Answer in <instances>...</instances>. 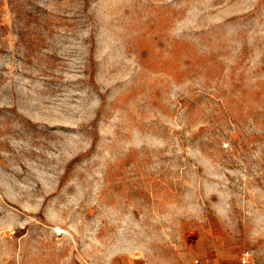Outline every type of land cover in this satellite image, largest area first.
I'll list each match as a JSON object with an SVG mask.
<instances>
[{"label": "rangeland", "instance_id": "1", "mask_svg": "<svg viewBox=\"0 0 264 264\" xmlns=\"http://www.w3.org/2000/svg\"><path fill=\"white\" fill-rule=\"evenodd\" d=\"M211 248L264 264V0H0V264Z\"/></svg>", "mask_w": 264, "mask_h": 264}, {"label": "crops", "instance_id": "2", "mask_svg": "<svg viewBox=\"0 0 264 264\" xmlns=\"http://www.w3.org/2000/svg\"><path fill=\"white\" fill-rule=\"evenodd\" d=\"M200 264H239V262L238 257H228L226 259L223 254H219L218 251L211 248L210 250H206V253H202Z\"/></svg>", "mask_w": 264, "mask_h": 264}, {"label": "built area", "instance_id": "3", "mask_svg": "<svg viewBox=\"0 0 264 264\" xmlns=\"http://www.w3.org/2000/svg\"><path fill=\"white\" fill-rule=\"evenodd\" d=\"M246 254H248V252H246Z\"/></svg>", "mask_w": 264, "mask_h": 264}]
</instances>
